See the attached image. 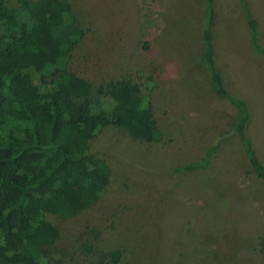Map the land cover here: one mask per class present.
<instances>
[{
    "label": "rangeland",
    "instance_id": "obj_1",
    "mask_svg": "<svg viewBox=\"0 0 264 264\" xmlns=\"http://www.w3.org/2000/svg\"><path fill=\"white\" fill-rule=\"evenodd\" d=\"M248 1L264 45V0ZM68 2L93 26L75 69L94 80L157 70L160 123L174 142L137 147L114 128L93 141L114 180L99 202L56 223L61 264H99L108 249L124 252L121 264H264L256 252L264 234V57L251 44L240 1L215 0V57L225 88L250 107L255 160L236 135L220 137L231 132L237 109L201 62L206 0ZM215 142L208 166L175 170L203 161Z\"/></svg>",
    "mask_w": 264,
    "mask_h": 264
},
{
    "label": "trees",
    "instance_id": "obj_2",
    "mask_svg": "<svg viewBox=\"0 0 264 264\" xmlns=\"http://www.w3.org/2000/svg\"><path fill=\"white\" fill-rule=\"evenodd\" d=\"M239 1L251 44L264 57L259 22L249 1ZM215 15V0H206L201 62L214 90L237 109L231 132L220 137L236 135L255 160L246 133L250 107L225 88L215 57ZM92 32L68 0H0V264H61L56 223L99 202L114 180L111 164L91 148L106 129L123 130L137 147L174 142V131L160 123L157 70L126 69L94 80L75 69ZM218 144L203 161L175 170L208 166ZM256 252L264 258V234ZM124 255L108 249L99 264H121Z\"/></svg>",
    "mask_w": 264,
    "mask_h": 264
}]
</instances>
